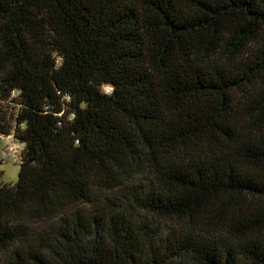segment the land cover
Masks as SVG:
<instances>
[{
    "label": "trees",
    "instance_id": "16d2710c",
    "mask_svg": "<svg viewBox=\"0 0 264 264\" xmlns=\"http://www.w3.org/2000/svg\"><path fill=\"white\" fill-rule=\"evenodd\" d=\"M0 105V264H264V0H0Z\"/></svg>",
    "mask_w": 264,
    "mask_h": 264
},
{
    "label": "rangeland",
    "instance_id": "374dc122",
    "mask_svg": "<svg viewBox=\"0 0 264 264\" xmlns=\"http://www.w3.org/2000/svg\"><path fill=\"white\" fill-rule=\"evenodd\" d=\"M0 106L1 113L5 112V117L9 120L10 112L16 110V106ZM22 147L23 144L17 142L13 136L0 139V182L12 184L16 181Z\"/></svg>",
    "mask_w": 264,
    "mask_h": 264
},
{
    "label": "built area",
    "instance_id": "2783aa9c",
    "mask_svg": "<svg viewBox=\"0 0 264 264\" xmlns=\"http://www.w3.org/2000/svg\"><path fill=\"white\" fill-rule=\"evenodd\" d=\"M13 94L15 93V91H13L12 92ZM12 135H2L1 133H0V139H5V138H10Z\"/></svg>",
    "mask_w": 264,
    "mask_h": 264
}]
</instances>
